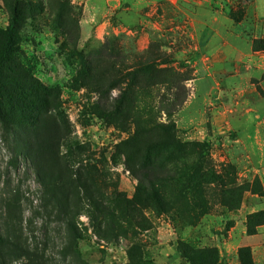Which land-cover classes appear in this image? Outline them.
<instances>
[{"label": "rangeland", "instance_id": "obj_1", "mask_svg": "<svg viewBox=\"0 0 264 264\" xmlns=\"http://www.w3.org/2000/svg\"><path fill=\"white\" fill-rule=\"evenodd\" d=\"M14 1L0 0L1 27ZM19 1L26 9L14 54L57 96L54 112L67 124L63 163L90 191L78 181L64 188L69 210L55 201L0 120L6 264H202L190 256L208 249L216 264H241L240 249L264 225L250 218L264 209L262 0H187L189 15L147 0L141 16L123 13L130 39L100 43L80 31L96 0ZM163 126L180 146L143 157L139 138L159 139ZM156 189L164 210L151 198Z\"/></svg>", "mask_w": 264, "mask_h": 264}, {"label": "trees", "instance_id": "obj_2", "mask_svg": "<svg viewBox=\"0 0 264 264\" xmlns=\"http://www.w3.org/2000/svg\"><path fill=\"white\" fill-rule=\"evenodd\" d=\"M10 21L6 27L0 26V120L7 126L17 140L19 153L29 157L35 165V169L41 183L55 201H58L68 210L71 207L70 199L65 195L64 188L82 186L88 193L89 187L80 178L78 181L67 174V168L63 163L61 146L66 137L67 124L64 119L54 112L59 109L57 96L34 78L19 62L14 52L17 48L19 30L23 20V12L26 9L24 1L15 0L11 5ZM81 31V26H80ZM149 64L147 66H150ZM152 68L147 69L151 79ZM163 136L157 138H139V148L145 145L143 157H147L149 151L158 158L160 153L171 150L170 147H179L175 138L173 127L168 126ZM139 134V131H137ZM126 146L131 145L128 141ZM195 196V195H194ZM196 197V196H195ZM151 198L161 210L165 209V198L156 189ZM95 204H101L102 214L114 215L111 207L105 206L103 201L93 200ZM250 218H256V225L264 224V209L254 212ZM101 219L98 225L101 226ZM249 233H254L256 228L248 222ZM251 228V229H250ZM8 239L3 238L0 232V264H6L3 243ZM12 254L10 251L8 255ZM241 264H255L252 249L245 247L240 249ZM218 253L207 250L199 255L191 254L189 261L202 264H216ZM138 259V258H136ZM133 264H136L133 262Z\"/></svg>", "mask_w": 264, "mask_h": 264}, {"label": "crops", "instance_id": "obj_3", "mask_svg": "<svg viewBox=\"0 0 264 264\" xmlns=\"http://www.w3.org/2000/svg\"><path fill=\"white\" fill-rule=\"evenodd\" d=\"M158 1L161 0H153V3H157ZM172 1L174 2V5H172L168 1H161L162 4L160 5L163 12L168 7H170L174 8V10L179 14L189 15L191 13H188L187 10L184 9V6L189 11L192 9V6L188 3L187 0H182V4L180 3L181 6H179V1ZM146 2L147 0H131V6L119 7V3H115L114 6L111 5L110 7L107 5L103 7V4L98 3L97 0L92 1L89 5H87L85 11L86 13L83 15V18L80 21L81 35L85 40H90L91 42L97 43L103 42L105 37L108 38L113 36H123L124 38L126 37L127 39H130L131 35H134L135 33L132 30L128 29L129 25L127 26L126 22L123 21V13H125L126 11H132L133 13L141 16L140 12L144 11L145 6L147 5ZM139 3L142 4L140 5ZM255 4L257 6L258 4L264 6V0H262V2L260 1V3L256 1ZM179 7H182L183 9H180ZM116 8L117 10H115ZM115 14L118 19L115 17ZM141 23L144 22L142 21ZM170 23L176 24L174 19H171ZM192 23H194V20H192ZM206 23L207 22H204V19H201L198 22V24L200 25H206ZM160 29H162V25H160ZM256 110L258 109L256 108ZM256 117H259V113L256 114ZM250 239H253V241H249V244L253 252V259L255 264H264V225L260 226L258 233ZM262 239L263 243L261 242Z\"/></svg>", "mask_w": 264, "mask_h": 264}]
</instances>
